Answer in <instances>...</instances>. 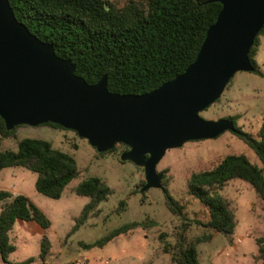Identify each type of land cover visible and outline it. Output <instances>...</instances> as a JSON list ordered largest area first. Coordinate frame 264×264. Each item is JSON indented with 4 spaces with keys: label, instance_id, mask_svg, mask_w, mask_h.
I'll return each instance as SVG.
<instances>
[{
    "label": "trees",
    "instance_id": "obj_1",
    "mask_svg": "<svg viewBox=\"0 0 264 264\" xmlns=\"http://www.w3.org/2000/svg\"><path fill=\"white\" fill-rule=\"evenodd\" d=\"M9 2L18 21L24 23L41 40L53 44L58 56L69 58L75 63L77 75L90 84L107 75L109 90L122 94L152 91L183 73L195 60L209 26L216 21L222 8L220 2L210 0H141L130 1L122 8L109 0ZM259 35H264V26L255 38L249 56L255 67L252 72L262 75L255 59ZM226 118L234 121V133L252 148L260 164L252 162L245 154L230 153L211 168L193 172L189 178V193L204 204L207 212L205 219H190L187 216L186 206L170 192L164 181L166 173L162 171L165 203L182 222L175 233L174 244L165 241L164 236L160 235L164 250L171 253L175 264H201L197 245L212 238V233H207L189 239L187 231L192 223L225 235L233 232L236 225L235 211L231 203L220 194V190L231 179L247 181L264 201V116L258 136L238 127L236 116ZM42 125L66 129L51 122ZM20 126L8 130L0 116L2 138L15 136ZM119 145L129 148L119 143L107 152L116 151ZM12 166H22L37 173V190L54 199L60 198L65 188L80 174L78 163L71 154L39 137L20 138L16 148L3 149L0 146V170ZM144 184L145 179L140 188ZM75 192L89 197V201L84 205L71 232L87 221L110 194L111 188L102 178L92 176L80 182ZM3 201L5 203L0 211V259L6 264H32L35 259L33 256L23 261L10 260L11 253L16 250L10 240V231L17 219L35 221L43 228L50 227L51 220L25 194L0 190V203ZM126 205V199H122L119 209L124 210ZM144 225V221L124 224L86 247H102L116 236ZM256 242L259 258L264 264V235L256 237ZM49 246L44 236L41 258H45Z\"/></svg>",
    "mask_w": 264,
    "mask_h": 264
},
{
    "label": "rangeland",
    "instance_id": "obj_2",
    "mask_svg": "<svg viewBox=\"0 0 264 264\" xmlns=\"http://www.w3.org/2000/svg\"><path fill=\"white\" fill-rule=\"evenodd\" d=\"M122 8L130 1L109 0ZM255 56L262 75L250 71L237 72L218 101L200 115L205 119L237 117V126L243 131L258 136L264 116V35H259ZM44 138L55 148L71 154L77 161L80 174L65 188L58 199L40 193L36 188L37 173L22 167L12 166L0 170V190L27 195L51 220V226L43 228L35 221L17 219L10 231L11 243L16 250L11 261H23L34 257L32 264H175L171 253L164 250L160 235L174 244L175 233L182 225L165 203L161 188L140 190L145 179L144 169L132 161H122L121 153L127 150L119 145L114 152H98L87 139L74 130L49 125L17 128L15 136L2 138L3 149L16 148L23 137ZM230 153L245 154L260 164L252 148L234 132L225 131L215 138L187 141L181 147L166 151L157 165L165 171V183L174 197L183 203L190 219H205L204 204L189 193V178L193 172L208 169ZM98 176L106 181L111 192L93 211L87 221L71 232L89 197L79 195L75 187L85 179ZM223 198L231 203L236 214V225L231 234L211 231L192 223L187 231L189 239L212 233L209 241L197 245L201 264H263L259 258L256 237L264 235V201L253 186L240 178L231 179L220 190ZM126 199L127 205L119 209V202ZM5 201L0 203L1 207ZM133 221H144L137 227L120 234L102 247L87 248L112 230ZM49 241V251L40 257L43 237ZM0 264H6L0 259Z\"/></svg>",
    "mask_w": 264,
    "mask_h": 264
},
{
    "label": "water",
    "instance_id": "obj_3",
    "mask_svg": "<svg viewBox=\"0 0 264 264\" xmlns=\"http://www.w3.org/2000/svg\"><path fill=\"white\" fill-rule=\"evenodd\" d=\"M222 8L195 60L172 80L141 94L111 92L104 75L90 84L54 45L18 21L0 0V116L6 128L48 122L74 130L98 152L116 144L122 161L144 169L140 191L163 188L157 165L168 149L236 131L232 119H205L239 71H254L249 53L264 26V0H210Z\"/></svg>",
    "mask_w": 264,
    "mask_h": 264
},
{
    "label": "built area",
    "instance_id": "obj_4",
    "mask_svg": "<svg viewBox=\"0 0 264 264\" xmlns=\"http://www.w3.org/2000/svg\"><path fill=\"white\" fill-rule=\"evenodd\" d=\"M75 263H76V264H81V263H80V261H78V262H75Z\"/></svg>",
    "mask_w": 264,
    "mask_h": 264
}]
</instances>
